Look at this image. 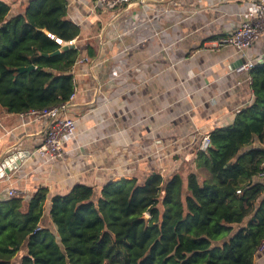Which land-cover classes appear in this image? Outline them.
<instances>
[{"label": "crops", "instance_id": "1", "mask_svg": "<svg viewBox=\"0 0 264 264\" xmlns=\"http://www.w3.org/2000/svg\"><path fill=\"white\" fill-rule=\"evenodd\" d=\"M19 15L30 0H1ZM67 20L80 35V58L72 69L75 90L61 117L76 121L65 156L37 153L49 120L0 113V160L28 154L18 169L0 179V200L24 192L28 202L47 189L44 226H52V198L75 186L99 194L111 181L151 174L163 177L207 173L197 160L201 142L230 126L254 99L246 61L264 66V34L239 53L218 41L232 36L260 0H146L115 11L95 0H66ZM254 264H264V250Z\"/></svg>", "mask_w": 264, "mask_h": 264}, {"label": "trees", "instance_id": "2", "mask_svg": "<svg viewBox=\"0 0 264 264\" xmlns=\"http://www.w3.org/2000/svg\"><path fill=\"white\" fill-rule=\"evenodd\" d=\"M10 11L0 0V113L69 103L80 53L52 55L80 35L67 1ZM251 76L253 102L197 154L205 176L153 173L111 181L99 194L75 186L52 198L54 228L43 224L47 189L28 202L0 200V264H254L264 241V66Z\"/></svg>", "mask_w": 264, "mask_h": 264}, {"label": "built area", "instance_id": "3", "mask_svg": "<svg viewBox=\"0 0 264 264\" xmlns=\"http://www.w3.org/2000/svg\"><path fill=\"white\" fill-rule=\"evenodd\" d=\"M146 0H95L97 6L107 11H115L129 4H139ZM264 34V0L256 2L254 9L248 14L247 20L244 21L238 30L230 37L218 41L219 46L234 47L239 53H243L247 48L254 44L261 35ZM60 44L62 43L58 40ZM72 42L66 45H72ZM257 65L251 61L242 63L236 70L239 74H249L257 69ZM252 84V78H250ZM69 103L60 104L59 106L42 111H29L24 115H30L35 119L48 118V128L43 143L38 147L37 153L48 160H61L65 156L64 143L67 137L76 133V121L69 117H61ZM211 146L210 136H204L200 150L207 152ZM264 177V174L261 175ZM24 192L15 190L8 191L9 198H23ZM264 250V241L259 247V251Z\"/></svg>", "mask_w": 264, "mask_h": 264}, {"label": "water", "instance_id": "4", "mask_svg": "<svg viewBox=\"0 0 264 264\" xmlns=\"http://www.w3.org/2000/svg\"><path fill=\"white\" fill-rule=\"evenodd\" d=\"M58 42V41H57ZM60 44V42H58ZM72 45H64L60 50L56 51L53 56L60 54L62 51H68L72 49ZM47 56V55H46ZM36 68L35 66H31L29 68H21L20 72H31L34 71ZM28 154H20L15 153L12 155L5 156L4 158H1L0 160V179L4 178L5 176H9L12 171L15 169H18L20 167L21 163L25 159V157Z\"/></svg>", "mask_w": 264, "mask_h": 264}, {"label": "rangeland", "instance_id": "5", "mask_svg": "<svg viewBox=\"0 0 264 264\" xmlns=\"http://www.w3.org/2000/svg\"><path fill=\"white\" fill-rule=\"evenodd\" d=\"M13 264H17L16 261H14Z\"/></svg>", "mask_w": 264, "mask_h": 264}]
</instances>
